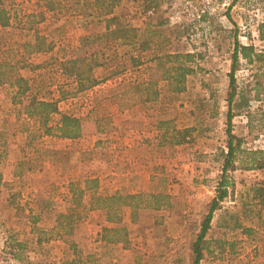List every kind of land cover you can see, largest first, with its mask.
Returning <instances> with one entry per match:
<instances>
[{
	"label": "rangeland",
	"instance_id": "rangeland-1",
	"mask_svg": "<svg viewBox=\"0 0 264 264\" xmlns=\"http://www.w3.org/2000/svg\"><path fill=\"white\" fill-rule=\"evenodd\" d=\"M147 1L154 6L148 16L162 20L169 29L170 50L198 55L185 91L164 93L153 104L122 95L126 84L146 77L145 61L135 69L127 64L121 74L101 80L111 65L122 61V48L115 63L95 71L101 82L93 88L77 93L75 83L61 74L60 60L76 55V38L100 32L99 24L88 28L84 19L88 17L79 18L75 0H0L12 23L0 26V56L6 43L27 39L32 28L50 40V52L58 47L57 58L21 69L28 72V91L19 103H13L12 92L4 89L9 90L8 85L0 86V264H192L191 245L215 196L221 152L226 150L231 22L239 28L242 45L251 44L257 54H264V41L259 39L264 0H234L231 7L232 0H121L117 7L120 3L123 7L114 10L129 25L141 27ZM82 9L93 7L89 3ZM205 12L206 21L197 18ZM58 39L65 41L64 47ZM235 77V100L244 96L248 103L233 110L231 128L243 139V152L237 169L228 174L233 189L213 214L206 236L210 250L203 252L201 264H264V210L259 212L253 198L264 173L253 167L249 155V151L264 153V63L241 60ZM255 87L259 101L254 98ZM31 98L57 101L60 112L79 118L80 138L39 137L37 122L22 108ZM58 118L53 116L52 123ZM159 119L168 121L170 129L191 133L183 144L172 146L173 132L162 140L157 131ZM161 176L164 181L157 179ZM86 178H98V193L104 195L162 188L170 205L158 211L140 210L135 222L124 208L127 244L102 242L101 226L111 224L103 213L87 208L76 209L81 218L73 223L71 234H64L56 228V217L73 210L69 185ZM88 199L86 194L84 204ZM31 218L37 219L34 229ZM235 222L253 228L255 236L242 235L233 228Z\"/></svg>",
	"mask_w": 264,
	"mask_h": 264
},
{
	"label": "trees",
	"instance_id": "trees-1",
	"mask_svg": "<svg viewBox=\"0 0 264 264\" xmlns=\"http://www.w3.org/2000/svg\"><path fill=\"white\" fill-rule=\"evenodd\" d=\"M93 9L83 16L97 18L104 24V32L83 35L79 37V45L75 48L76 55L59 62L61 74L75 83V92L80 93L93 88L99 82L113 78L127 69V64L132 69L138 68L143 63H147L146 77L136 79L128 83L127 90L122 95H127L135 101L143 104H153L159 102L163 94L178 95L185 91L186 78L195 74V63L197 54L171 51L172 40L167 33L169 29L162 20L151 18L147 15L152 2L147 1L142 12L146 17L141 27H134L124 21L121 13L116 14L115 6L121 0H92ZM234 3L231 1L229 7ZM208 13L200 15L202 21H206ZM232 50L229 56L228 92L226 97V150L221 152L222 164L221 174L215 188V196L209 203L207 214L204 216L200 230L191 245L193 255L192 264H201L203 252L210 250V243L206 239L211 227L213 214L220 208V204L229 196L233 185L228 174L237 169L236 161L243 152V139L232 134V119L236 116L234 109L239 110L248 106L247 99L241 96L236 102L237 86L235 74L239 70L240 61L252 65L254 62L264 63V54H257L253 45H242L239 38V28L234 23ZM9 25L7 12L0 8V26L6 28ZM179 27L176 28L177 32ZM179 35L183 32H178ZM177 35V40L180 39ZM259 39L264 41V23L259 26ZM179 41V40H178ZM19 48H3V58L0 59V86L8 85L13 90V103H19V99L28 91L25 77L21 76V69L31 67L25 60L27 56L37 53L52 51V46L47 42L46 37L34 31L33 41L24 43ZM124 50L122 61L116 64L119 56V49ZM150 53L146 58L145 54ZM144 58L146 60H144ZM145 61V62H143ZM107 64H113L108 71V76L99 80L94 73L98 68ZM255 100L259 101L258 87H255ZM171 98L169 97L168 100ZM24 113L38 124L37 133L39 137H55L60 140L74 141L80 138L82 132L81 120L73 115L62 113L58 109L57 101H38L35 98L24 106ZM59 116L58 120L52 123L53 116ZM157 131L161 139H167L166 134L173 132L171 137L172 146H179L184 143L191 130H176L169 127L168 121L157 120ZM163 136V137H162ZM33 137V136H32ZM32 137L30 138L32 140ZM253 167L264 173V153L260 151H249ZM164 181V176L157 178ZM80 182V181H78ZM69 185V196L71 199L72 211L65 214H58L56 217V228L63 230L64 234H71V228L75 221L80 220L81 215L76 213V209L87 211H99L103 213L105 222L111 226H101L100 240L106 244H127L128 229L123 224L122 210H130L131 221L135 222L140 210L158 211L170 205V197L161 188L160 191H149L139 193L123 194L116 192L111 195L98 193V178H86L82 182ZM164 188V187H163ZM89 195L87 203L84 204L85 195ZM253 198L256 200L260 211L264 210V178L253 189ZM70 209V208H69ZM261 213H259V218ZM32 219L33 229L36 227L37 219ZM233 219V218H231ZM234 229L247 238L255 236V230L251 227H243L238 222L234 223ZM38 243L40 239H37ZM217 248L222 251L223 245L216 243Z\"/></svg>",
	"mask_w": 264,
	"mask_h": 264
},
{
	"label": "crops",
	"instance_id": "crops-1",
	"mask_svg": "<svg viewBox=\"0 0 264 264\" xmlns=\"http://www.w3.org/2000/svg\"><path fill=\"white\" fill-rule=\"evenodd\" d=\"M92 0H75V7H78V13H80L81 15L79 16V18L80 17H83V14H85V12H81V8H83V6L85 5V4H89V3H91V5H92ZM123 7V3H120V6L119 7H117V5L115 6V9L116 8H118L119 10L121 9ZM83 10V9H82ZM84 11V10H83ZM115 11V10H114ZM87 12H90V9H88V11ZM84 18V17H83ZM84 19H88L87 20V22H85V24L87 25V27L88 28H91V27H93V26H95V24L97 23V24H99V28H100V32L99 33H102V32H104V24H103V22H101V21H98L97 22V20L95 19V18H84ZM90 20H92V21H90ZM93 22V23H92ZM12 23H10L9 22V25H11ZM32 27V26H31ZM36 29L35 28H32V30L30 31V34H29V36H27V39H26V37H25V39L23 40V41H18V40H14L13 42H12V44H9V43H6L5 44V48H9V46H12V47H10V48H19V50H20V52L22 51V49L20 48L24 43H27V42H31V41H33V34H34V31H35ZM33 33V34H32ZM91 33H93L92 31L91 32H87V33H85L86 35H89V34H91ZM41 34V33H40ZM44 35V34H43ZM45 36V35H44ZM81 36V35H80ZM46 39H47V37H46ZM59 41H60V43H61V47H64V43H65V41L63 40V39H58ZM78 40H79V38L77 37L76 38V42H74L75 43V45H77L76 47H78V45H79V42H78ZM48 42H50V40H48ZM75 47V48H76ZM74 48V49H75ZM55 49H58V47L56 48L55 47ZM55 49H54V51L53 52H45V53H37V54H32V55H30V56H27L26 57V61H27V63H29L31 66L33 65V64H39V63H43L44 61H46V59H50V58H57L58 56H57V54H56V51H55ZM76 52V51H75ZM3 58V56H0V59H2ZM68 58H70V57H68V56H65L63 59H61L60 61H62V60H64V59H68ZM41 59H44V60H41ZM19 73L21 74V76H23V77H26V75H28V72H23V71H19ZM2 87V86H1ZM4 88V87H3ZM6 91H9V94L11 95V93L10 92H12V95L14 94V92L12 91V89H9V90H7V88H4ZM26 104V102H23L22 103V108H24V105Z\"/></svg>",
	"mask_w": 264,
	"mask_h": 264
},
{
	"label": "built area",
	"instance_id": "built-area-1",
	"mask_svg": "<svg viewBox=\"0 0 264 264\" xmlns=\"http://www.w3.org/2000/svg\"><path fill=\"white\" fill-rule=\"evenodd\" d=\"M206 1H207V3L211 2V0H206ZM151 14H153V9H150V10L147 12V15H151ZM199 17H200V14L197 15V18H199Z\"/></svg>",
	"mask_w": 264,
	"mask_h": 264
}]
</instances>
